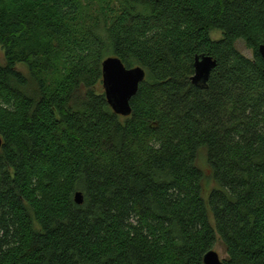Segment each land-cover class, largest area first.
<instances>
[{
	"label": "trees",
	"instance_id": "1",
	"mask_svg": "<svg viewBox=\"0 0 264 264\" xmlns=\"http://www.w3.org/2000/svg\"><path fill=\"white\" fill-rule=\"evenodd\" d=\"M0 44V264H264V0H0Z\"/></svg>",
	"mask_w": 264,
	"mask_h": 264
},
{
	"label": "water",
	"instance_id": "2",
	"mask_svg": "<svg viewBox=\"0 0 264 264\" xmlns=\"http://www.w3.org/2000/svg\"><path fill=\"white\" fill-rule=\"evenodd\" d=\"M259 51L264 59V44L260 46ZM215 66L216 61L211 56L197 57L195 74L192 77L193 83H205ZM102 72L104 91L111 108L119 115H130L132 113L131 99L144 81L146 71L140 66L127 68L120 58L109 56L102 63ZM1 146L0 136V148ZM75 200L78 204L84 202L81 192L76 194ZM222 260L219 253L213 249L204 256L205 264H222Z\"/></svg>",
	"mask_w": 264,
	"mask_h": 264
},
{
	"label": "rangeland",
	"instance_id": "3",
	"mask_svg": "<svg viewBox=\"0 0 264 264\" xmlns=\"http://www.w3.org/2000/svg\"><path fill=\"white\" fill-rule=\"evenodd\" d=\"M212 36L215 39H219L222 36V33L220 31H214V32H212ZM237 47L246 56L252 58L253 51L251 49H249L243 41H241V40L238 41L237 42ZM0 63H2V64L6 63L5 51H4V49H3L1 44H0ZM17 68L22 70L23 72H27V68L23 64H18ZM201 165H202L203 169L205 170V172H207L209 174V172H210L209 170L210 169H209L208 165L204 161L201 162ZM213 186H214V183L211 182L210 186L208 188H211ZM208 194H209V192H207L206 196H208ZM214 249L219 253V255H220V257L222 259H224L227 256L225 247H224V245L222 244L221 241H218V243L216 244Z\"/></svg>",
	"mask_w": 264,
	"mask_h": 264
}]
</instances>
